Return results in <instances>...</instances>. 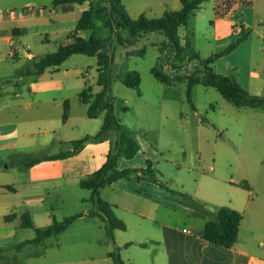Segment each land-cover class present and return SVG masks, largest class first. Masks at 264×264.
<instances>
[{
  "label": "rangeland",
  "instance_id": "374dc122",
  "mask_svg": "<svg viewBox=\"0 0 264 264\" xmlns=\"http://www.w3.org/2000/svg\"><path fill=\"white\" fill-rule=\"evenodd\" d=\"M52 1L0 0V12L21 10L23 6L33 7L35 12L39 8L44 9L43 13L23 17L21 20L24 21L19 24L20 36L13 39L15 48L29 51L36 60L66 43L81 13L100 0L74 4L68 11L53 7ZM259 1L264 8V0H256L258 11L261 8ZM120 3L131 19H137L140 15L149 19L159 18L165 11H176L181 7L179 0H120ZM213 6V0L204 2L190 17L187 26L179 28L181 44L183 47L186 41L188 44V48L185 46L180 54L164 46L165 39L159 33H148L130 40L127 31L111 33L100 22L96 23V29L83 33L85 38L94 35L104 40L101 52L112 55L108 72L110 93L106 98L112 101L115 119L139 145V152L133 160L124 161L120 168L140 171L146 168V160L150 159L158 184L147 185L143 182L141 189L146 190L153 200L169 207H184L181 194L190 198L199 197L197 203L209 211H213L211 205L219 197L226 200L252 199L264 204V111L237 108L215 89L202 85L193 86L191 102L187 100L188 80L202 78L201 66L193 59L194 54L204 59L223 51L228 45L220 47L222 37L230 34L233 26L239 31H232L230 44L244 38L232 51L214 60L211 65L213 72L234 78L251 96L264 97V53L254 55L248 71L231 56L248 37L246 31H242L241 24L248 18L247 11H240L231 27L214 22L215 32L212 33L210 22L213 20ZM81 9L83 11L80 13ZM254 17L259 22V15ZM259 26L260 29L256 30L263 31L264 22H260ZM252 38L258 44L253 34ZM31 64L23 57L19 60L8 59L3 64L1 76L14 77L17 69H25ZM64 68L82 76L86 74L85 81L91 82L92 77L97 78L96 57L72 55ZM152 68L167 74L171 84L157 82L151 73ZM251 71L259 75V81L248 78ZM129 72L138 74L140 82L137 88H128L122 83ZM135 179L132 176L130 181L119 183L134 188L137 186ZM245 184L249 191L244 188ZM102 194L108 197V194ZM71 195L67 202L54 201L53 205L45 207L58 222L96 210L89 191L77 188ZM109 195L112 196L110 201L117 205V210H114L117 219H132L127 230L118 232L119 237L112 240L106 234L102 218L91 216L85 220L75 219L59 236L48 238L40 245L24 246L18 252L14 249L17 244L34 238L31 229H20L2 246L0 264H112L109 254L116 250L122 260H132L133 264H145V261L150 264L151 258L148 255L143 257V249L133 246L126 250L121 246L117 248L116 243L122 245L130 239H142L143 227L138 228L137 222H140L129 216L125 209L132 207L134 213L143 210L148 217L163 221L164 215L160 217L159 213L161 209L153 205L143 207V203L135 199L129 203L115 192H109ZM83 198L88 199L84 204L79 201ZM156 209L158 213L155 216L153 211ZM176 219L174 217V222ZM37 224L42 225L38 221Z\"/></svg>",
  "mask_w": 264,
  "mask_h": 264
},
{
  "label": "crops",
  "instance_id": "0c3cea01",
  "mask_svg": "<svg viewBox=\"0 0 264 264\" xmlns=\"http://www.w3.org/2000/svg\"><path fill=\"white\" fill-rule=\"evenodd\" d=\"M220 1L225 0H213V20L210 22L212 33L215 32L214 22L227 24L231 27L240 11L248 13L247 20L245 19L241 23L242 31H246L248 37L231 54L240 67L247 68L248 71L252 66L254 55L264 53V28L263 31L256 30V28L260 29V22H264V8L261 7V1H259V8H261L258 11L256 0H249V2L239 5H236L233 0H226L227 9H233L234 15L233 13L218 15L216 6ZM23 8L25 7L23 6ZM82 11L81 9L80 13ZM195 13L196 11L192 16ZM258 15L259 22L254 17H258ZM21 19L23 18L5 19L0 22L1 247H4L7 241L15 237L20 229H25L21 227L23 214L29 215L35 228L48 227L55 218L52 217L53 213L45 209L47 205H53L54 201L67 202L74 189L89 191L79 186L80 181L98 171L107 161L109 153H115V142L118 139V134L113 131L106 139L88 141L76 153L68 155L74 150L73 142L86 136L94 137L103 124L104 112L95 118H89L87 116L89 104L82 101L84 99L89 102L90 99L87 96H94L101 91V87L97 84V68V78L92 77L91 82L84 80L86 74L82 76L74 70L70 71L64 68L67 60L60 66L45 69L39 76L35 74L20 75L19 72L23 69H17L14 77L1 76L3 64L8 59L19 60L23 57L28 63L38 61L29 51L19 47L15 48L13 45V39L20 36L19 24L24 21ZM229 27L228 29H230ZM232 31L238 32L239 29L233 26ZM232 31L222 37L220 47L230 44L233 40ZM252 34L257 38L258 44L253 42ZM179 38L181 40V37ZM67 43L68 39L64 44ZM181 46L183 45L181 44ZM258 66L260 67V65ZM248 78L254 81L260 80L259 75L254 71L248 73ZM262 86L264 88V80ZM82 94L87 96L81 97ZM65 105L68 109L67 119L63 121ZM133 158L131 159L133 160ZM154 158L156 160V156ZM131 159L119 156L117 169L121 170V164ZM149 160H146V167L150 163L153 169V164ZM132 176L136 178V187L119 183L127 180L121 179L100 188L98 190L99 197L112 207L113 213L114 210H117V205L110 201L109 198L112 196L109 195V192L118 193L123 196V200L129 203L135 199L142 202L143 207L150 205L159 207L161 209L160 217L164 215V218L163 221H158L156 217H148L143 210L134 213L132 207L125 209L129 216H133L140 222V224L137 222L138 228L143 227L142 239H130L122 245L116 243L117 248L121 246L127 250L137 246L143 249V257L150 256V264H264L263 203H256L252 199L226 200L219 197V200L211 205L213 211H209L207 207L197 203L200 199L194 196L191 197L192 201L203 208L204 212L193 213V210L186 204L184 207L175 208L153 200L146 190L141 189L143 182L147 185L153 183L139 179V174ZM247 190H250L249 187ZM89 192L91 193V191ZM103 192L108 194V197L102 194ZM87 200L83 198L79 201L84 204ZM221 207H228L242 216L237 241L229 249L211 244L197 234L204 228L208 219H211ZM96 212L97 209L95 212L85 211L81 215L73 216H79L76 219L85 220L91 216L92 218L99 216ZM153 212L155 216L158 213L157 209ZM174 217L177 218V222H174ZM122 220L125 222L122 221L125 230H127L132 219L122 218ZM37 221L42 225L37 224ZM103 224L105 228L104 221ZM119 231L114 229L112 237H119ZM119 256L122 260L120 253ZM122 262L133 264L132 260H122Z\"/></svg>",
  "mask_w": 264,
  "mask_h": 264
},
{
  "label": "trees",
  "instance_id": "16d2710c",
  "mask_svg": "<svg viewBox=\"0 0 264 264\" xmlns=\"http://www.w3.org/2000/svg\"><path fill=\"white\" fill-rule=\"evenodd\" d=\"M88 0H53V7H62L64 11L71 9L74 4L81 5ZM208 0H180L181 8L177 11H165L159 18H146L140 15L137 19H131L120 0H100L95 5L90 4L88 9L84 10L71 34L68 36V43L58 46L56 51L48 53L38 61H32L31 66L19 72L20 75L35 74L41 75L45 69L50 67L60 66L72 55H86L96 57L98 79L97 84L101 87V91L94 96L82 94L81 97H88L92 102H87L82 99L83 103H88L87 116L95 118L98 114L104 112L103 124L99 132L94 137H84L81 140L73 142L74 150L68 155L76 153L88 141H99L106 139L111 132L118 134V140L115 153L111 152L107 156L105 164L94 174L87 179L80 181L79 186L82 189L91 191V199L96 206L97 215L105 222V231L108 237H112L114 229L125 230V225L114 215L112 207L104 202L100 197L98 190L107 185H111L121 179H129L132 175H140L139 179L147 182L158 184V180L154 174V170L150 164L143 170L136 169H117V160L119 156L126 159L133 158L139 151L137 141L126 134L123 126L115 119L113 114V105L107 100L110 93L109 87V68L112 63V55L104 54V40L90 35L85 38L84 31L96 29V23L100 22L104 27L109 28L111 33H118L119 30H125L129 33L130 40H135L141 35L148 33H159L165 39L164 46L172 49L175 53L180 54L184 47L188 48L187 41L183 46L180 44L179 28L186 27L188 20L197 11L201 4ZM244 38L241 37V40ZM240 40V41H241ZM235 42L228 45L223 51L214 54L213 56L201 59L198 54H194V60H197L201 66L202 78L189 79L187 82V100L191 102V90L194 85L201 84L205 87L215 89L222 98L237 108L262 109L264 111V97L251 96L244 91L235 81L234 78L224 75H219L213 72L211 65L214 60L226 53L232 51L237 44ZM154 79L161 84H171V78L157 70L151 69ZM140 78L134 72L127 73L122 83L128 88H137ZM192 109L194 106L191 104ZM67 105L64 108L63 121L67 119ZM244 187L248 189V185ZM169 191V190H168ZM172 193V192H171ZM174 193V192H173ZM172 193V194H173ZM182 201L193 210V213L204 212L203 208L192 201L188 195L181 194ZM100 213V214H99ZM77 217L72 216L63 219L61 222L53 219L52 224L45 228H35L28 214L22 215V228L32 229L35 237L31 240L22 242L15 246L16 251L26 245H40L44 240L56 237L62 233ZM242 216L228 207H221L215 215L208 219L204 228L197 234L205 241L223 247L232 248L237 241L238 231ZM109 257L112 259V264H124L119 256L118 250L111 252Z\"/></svg>",
  "mask_w": 264,
  "mask_h": 264
},
{
  "label": "built area",
  "instance_id": "2783aa9c",
  "mask_svg": "<svg viewBox=\"0 0 264 264\" xmlns=\"http://www.w3.org/2000/svg\"><path fill=\"white\" fill-rule=\"evenodd\" d=\"M226 1V0H225ZM225 1H220L219 4L216 6V12L218 15L226 14V13H233L234 10L232 9H227V5ZM235 1L236 5H239L240 3H247L249 0H233ZM36 12L38 13H43L44 9L39 8ZM33 9V7H25L21 10H6L3 12H0V22L5 20V19H17V18H23L29 14L34 15L36 13ZM234 15V13H233Z\"/></svg>",
  "mask_w": 264,
  "mask_h": 264
}]
</instances>
